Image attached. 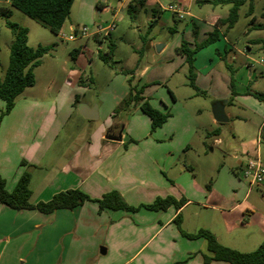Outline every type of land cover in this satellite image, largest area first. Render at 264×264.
Listing matches in <instances>:
<instances>
[{
    "label": "rangeland",
    "instance_id": "rangeland-1",
    "mask_svg": "<svg viewBox=\"0 0 264 264\" xmlns=\"http://www.w3.org/2000/svg\"><path fill=\"white\" fill-rule=\"evenodd\" d=\"M7 2L0 0V4ZM105 3L104 7L108 6L109 9L94 6L87 10L83 6L79 8L78 0H75L61 33L65 36L71 33L69 21L79 28L82 25H106L113 20L109 34L102 32L87 37L76 36L70 40L52 33L19 9H11L8 19L28 28V45L40 43L54 46L33 69L34 84L25 87L16 97L14 104L17 105L4 119L0 132L8 125H19L25 130L31 125L57 124L63 131L46 152L49 162H61L66 156L61 155L62 147L69 145L72 150L75 134L81 130L87 132L89 128L101 124L104 116L85 119L77 112L78 104L70 115L63 114L62 108L56 105L59 100L73 91L81 101H94V104H101L105 97H119L109 117L117 118L118 123H127V132L131 133L129 135L133 139L128 142L137 144L128 155L131 164L124 160L120 163L122 174L119 171L118 175L123 177L121 184L125 186V201L133 206L151 203L154 199L148 202L150 198L143 194L141 188L144 185L153 186L152 181H157V177L177 179L183 188L188 183L195 184L190 191H193L196 200L187 207L194 216L185 228H192L191 233L206 229L218 236L217 240L223 245L240 251L253 250L264 237V175L260 183L250 185L243 177L240 165L247 154L254 155L256 152L264 160V99L248 93V90L264 92V74H259L261 68L258 64L253 63L255 67H250L251 59L248 60L240 51L245 42L252 44L257 37L264 36V30L253 28L254 24L264 22V0H253L251 11H248V3L238 10L237 21L228 33L235 43L236 57H230L228 61L232 73L214 51L215 47L222 49L225 46L222 37L200 51L194 65L195 74L198 75L196 80L194 78L197 89L189 85L187 65L179 63L180 54L176 52V47L182 41H201L206 33L204 36L201 30L197 39L193 34V21L202 28L212 8L220 15H227L230 4L214 6L192 0L191 3L185 2L184 6L190 15L178 18L172 12L163 10L168 4L177 3L176 0H157L156 3L142 6L136 4L134 11H128L119 0H105ZM157 10L160 11L159 15H156ZM244 12L245 15L254 14L251 24ZM153 16L156 21L150 25ZM11 40V30L0 15V77H3L8 64ZM109 43L114 48L111 57L104 62L98 52L106 53ZM157 44L164 46L157 50ZM256 47L253 44V48ZM74 49L78 51L72 54ZM261 55L256 50L254 59ZM211 66L213 70L204 75ZM142 67H146V74L140 80L142 84L136 86ZM133 73L137 75L132 77ZM212 73H215L216 80L208 79ZM164 75L167 77L164 78ZM131 86L135 90L142 87V94L149 97L148 102L153 107L163 111L167 107L171 116L160 128L151 130L149 118L141 111L134 110L136 103L130 106L123 103L122 99ZM166 87L174 93L175 101H172ZM26 102L36 105L32 116L24 111ZM215 102L222 103L224 112L229 115L227 121H214L211 109ZM49 104L52 108L50 111ZM3 108L4 102L0 99V113ZM217 128L219 134L214 136L211 131ZM215 137H219V140ZM162 157L166 164H161ZM51 171L49 166V175ZM45 174V171L43 175L40 171L33 172V175L41 176L40 180ZM36 182L33 177L29 188L35 187ZM209 191L212 192L213 203H219V209H212L209 202L202 198ZM171 192L177 193L176 188H171ZM234 203H237L236 207H233ZM163 233L157 232L151 238V243L143 248L139 259L156 245ZM204 240L195 241L198 254L192 264H205L199 254L205 251ZM100 246L106 247L105 244ZM110 246L109 258L117 254L115 246ZM150 263L157 264L153 260ZM210 264L229 263L215 261Z\"/></svg>",
    "mask_w": 264,
    "mask_h": 264
},
{
    "label": "crops",
    "instance_id": "crops-1",
    "mask_svg": "<svg viewBox=\"0 0 264 264\" xmlns=\"http://www.w3.org/2000/svg\"><path fill=\"white\" fill-rule=\"evenodd\" d=\"M156 1L134 0L131 3L142 6L145 3H156ZM176 1L181 3L184 8L185 2L191 3L192 0ZM195 1L209 3L214 6L223 5L213 4L209 0ZM105 4V0H78L79 8L83 6L87 10H91L94 6L103 8ZM121 4L128 6V3L125 2ZM104 8L109 9L108 6ZM120 9H122V6ZM185 10L187 15H190L189 11ZM159 12L157 10L156 15H159ZM245 16L253 18L254 14L249 13ZM224 17L226 15H220L212 8L209 18L205 21V26L199 28L194 21L192 26L196 28V37L201 30H203L202 34L205 36L206 33L207 36L209 31L216 28L217 39L215 41L222 37L225 40V46L222 49L215 47L214 51L221 59L223 57V61L225 60L229 64V58L234 59L236 57L235 43L228 37V33L234 24L228 28L224 24H218V20ZM151 21L154 24L156 17L153 16ZM63 25L61 28H63ZM68 28L69 31H72L76 26L69 21ZM258 30H264V28ZM204 38L200 40L202 41ZM258 38L260 37H257L252 44L245 42L243 49L240 51L248 60L255 58L256 50L263 54L261 57L264 56V48L261 43L256 41ZM194 43L188 42L190 47H193ZM211 43L199 48L193 54L194 65L200 51L209 47ZM253 44L257 47L253 48ZM178 59L180 64L185 63L182 55ZM145 70L146 67L141 68L136 86L142 84L143 81L140 80L146 74ZM212 70L213 67L211 66L204 75H208ZM259 74L263 75L264 73L260 71ZM135 75L137 74L133 73L132 77ZM195 75L196 80L198 75ZM166 77L167 75H164V78ZM208 79H211V81L216 80L215 73H212ZM166 89L172 101H175L174 93L168 87ZM142 91L140 94L143 98H147L142 94ZM77 96L76 91H73L62 97L56 105L62 108L63 114L70 115L77 104L78 106L82 104L85 111L92 110L97 118L104 116V120L101 124L93 126L92 129L89 128L87 132L85 130L78 131L73 137V149L71 150L69 145L62 147L61 155L66 156L61 162H49V154L46 152L48 147L50 149V146L57 139L61 130L63 131V128L57 124L31 125L25 130L19 125H8L0 132V174L5 179V186L8 190L14 187L20 174L26 169L30 173L29 183L32 182L33 177L37 181L35 187L30 188L32 202L48 200L55 192L68 188H80L91 198H98L102 193L110 189H116L125 199V186L121 184L123 177L118 175L119 171L122 174L120 163L124 160V162L128 161L131 164L132 160L129 159L128 155L135 149L137 144L133 141L128 142L133 139L129 135L131 133L127 132V123H118L117 118L109 117L111 115L109 112L119 97H105L102 99L101 104H94V101H81L77 98L78 102L74 105L73 100ZM16 105L14 104L12 109ZM24 106V111L32 116L36 105L26 102ZM50 108L49 104V111L52 109ZM12 109L3 115L0 126L13 111ZM41 110L44 111V109ZM134 110L141 111L139 105L136 104ZM165 110H167V107H165ZM77 112L83 117L78 109ZM224 114L227 117L225 121H227L229 115L225 112ZM170 116L171 114L168 118ZM219 131L218 128L214 129L211 134L217 136ZM215 139L219 140V137H215ZM253 156H259L258 152L254 155L247 154L246 160ZM161 159L163 160L161 164H166L165 158L162 157ZM246 160L240 165L241 168ZM21 161L25 163H21ZM156 164L159 165V163ZM49 166L50 170L52 168L51 175H49ZM35 171H40L42 175L45 171L46 174L42 176L45 180L43 178L40 180L41 176L33 175ZM176 180H165L157 177V181H152L153 186L150 183L149 187L144 185L141 190L144 192L143 194L149 196L150 200L148 202H151L157 196L172 195L176 199L177 196H179L178 198H184V202L178 209L170 205L164 210H150L140 207L136 211L111 209L98 211L97 203L88 200L72 209L60 208L49 213H42L36 209L15 210L0 203V264H151L152 260L156 261L157 264H192V261L197 259L198 254L194 243L197 239L202 238L204 240V238H187L183 236L173 222V218L179 212L181 229L187 233L193 231L192 228L186 229L185 226H189V221L194 216V213L187 210V207H190L196 200L193 191H190L196 185L188 183L183 188L181 181L177 180V182ZM167 182H169V185ZM171 188H176L177 193H172ZM193 190L195 191V189ZM211 193V191L206 195L204 193L202 198L209 202L212 209H219V203H213L214 198H212ZM220 199L224 201L223 198ZM129 204L132 203L129 202ZM236 205L237 203H234L233 207H236ZM163 231L164 233L156 245L139 259V254L143 253V248L151 243V238L157 232L162 233ZM216 238L219 240L218 236ZM204 241L205 251L199 252L201 260L203 253L210 254L206 248V240ZM101 244H105L106 247H101ZM110 245H114L117 252L116 256L111 258L108 256Z\"/></svg>",
    "mask_w": 264,
    "mask_h": 264
},
{
    "label": "trees",
    "instance_id": "trees-1",
    "mask_svg": "<svg viewBox=\"0 0 264 264\" xmlns=\"http://www.w3.org/2000/svg\"><path fill=\"white\" fill-rule=\"evenodd\" d=\"M209 1L213 4H230L226 17L218 20V24H224L226 28L231 27L236 22L238 10L241 5L248 3V11H251L253 7V0ZM72 2L73 0H9L7 4H0V15L5 18V25L12 33V40L9 43L8 64L3 77H0V99L4 102V108L0 113V118L12 109L16 97L24 88L34 84L35 78L33 69L41 63V57L48 53L54 46V44L44 45L40 43L36 46L28 45V28L8 19L12 12L11 9H19L28 17L48 28L52 33L58 34L63 23L69 16ZM131 2L128 3V11H134L135 4ZM253 21V18H250L249 23L251 24ZM150 25H153V21H150ZM253 28L263 29L264 22L254 24ZM195 30L196 28L193 26L194 35L196 34ZM216 39L217 30L213 28L202 41L194 43L193 47H190L186 41H182L181 44L176 47V52L184 57V61L187 65L189 85L195 89H197V87L194 83L195 68L193 64V54L199 48ZM256 41L261 43L264 48V36L258 38ZM113 48L114 45L109 43L108 51L106 53L99 51L98 56L104 62H107L108 58L112 55ZM73 53H77V50H73L72 54ZM224 62L232 73L231 66L225 60ZM142 87L135 90V88L131 86L122 101L125 105H129V103L139 104L140 110L150 120L151 130H154L166 121L170 113L167 110L162 111L153 107L148 102L147 98H143V96L140 95ZM248 93L260 100L264 99V92L248 90ZM77 102L78 99L76 97L74 105H76ZM21 163L25 162L21 161ZM29 180L30 173L25 169L20 174L14 187L8 190L5 186V179L0 174V203L15 210L36 209L42 213H49L60 208L72 209L88 200H93L97 203L98 211L103 209L136 211L140 207L150 210H164L170 205L178 209L184 202V198L176 199L172 195H166L164 197H155L151 203L133 206L128 204L116 189H110L102 193L98 198H91L80 188L60 190L55 192L48 200L32 202ZM173 222L183 236L187 238L203 237L206 240V248L210 254H202L204 263L216 260L225 261L229 264H264V237L253 250L240 251L219 243L216 236L206 229H198L193 233L184 232L180 227L179 212L176 213Z\"/></svg>",
    "mask_w": 264,
    "mask_h": 264
},
{
    "label": "built area",
    "instance_id": "built-area-1",
    "mask_svg": "<svg viewBox=\"0 0 264 264\" xmlns=\"http://www.w3.org/2000/svg\"><path fill=\"white\" fill-rule=\"evenodd\" d=\"M3 1H9V0H3ZM121 3H129L134 0H119ZM163 10H168L175 14L178 18H183L185 14H187V11L183 8V5L181 3H170L167 6L163 7ZM114 21L112 20L106 25H82L79 28H74L70 34L65 36L63 33H61V29L59 30L58 34H60L65 39H73L76 36L81 37H87L90 35H95L98 33H104L109 34V30L112 29ZM253 63H256L260 66V71L264 73V56L254 59L251 58L250 66L255 67ZM243 172V177L248 180V183L250 185L255 183H260L263 179L264 175V160H262L259 156H253L246 160L243 167L241 168Z\"/></svg>",
    "mask_w": 264,
    "mask_h": 264
},
{
    "label": "water",
    "instance_id": "water-1",
    "mask_svg": "<svg viewBox=\"0 0 264 264\" xmlns=\"http://www.w3.org/2000/svg\"><path fill=\"white\" fill-rule=\"evenodd\" d=\"M102 1H104V0H102ZM161 46L162 45H160V44H157V50H160L161 49ZM84 107H83V105L82 104H80L79 106H78V111H79V113L83 116V117H85V118H94V117H96V114H95V112L93 113V111L91 110V111H85V109H83ZM212 115H213V118L215 119V121H217V122H223V121H225L226 119H227V117L225 116V114H224V112H223V108H222V105H221V103L220 102H215L213 105H212ZM102 252H103V250H102Z\"/></svg>",
    "mask_w": 264,
    "mask_h": 264
}]
</instances>
